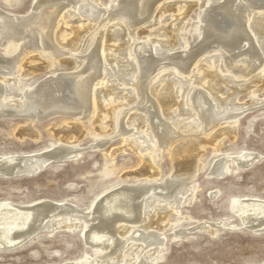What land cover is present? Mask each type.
Segmentation results:
<instances>
[{"label": "bare ground", "instance_id": "1", "mask_svg": "<svg viewBox=\"0 0 264 264\" xmlns=\"http://www.w3.org/2000/svg\"><path fill=\"white\" fill-rule=\"evenodd\" d=\"M197 7L199 25L184 50L182 24ZM138 38L143 42L132 62L130 43ZM82 42L81 54L75 53ZM0 48V118L27 116L31 125L20 132L32 135L38 120L76 116V122L63 124L64 135L51 149L0 155V177L33 176L52 161L78 160V138L88 133L84 117L90 113L97 139L91 149H104L107 140L121 136L123 145L111 157L130 148L141 159L140 168L129 173L138 182L112 187L90 210L54 200L0 202V249L43 233L83 231L95 254L66 264H148L163 257L170 213L180 222L187 219L181 207L206 168L203 149L210 145L217 155L224 139L237 134L235 112L264 102L258 99L264 90V0H112L108 6L101 0H34L25 15L0 6ZM41 51L55 53L63 68H76L22 89L24 77L52 66L38 56ZM106 52L124 59H109ZM247 90L252 99L238 103ZM105 124L115 129L108 139L100 134ZM164 152L174 172L160 179ZM259 157L248 151L223 154L210 174L251 168ZM231 206L243 226L264 231L263 199L234 198ZM220 225L227 226L204 222L198 228L215 235Z\"/></svg>", "mask_w": 264, "mask_h": 264}, {"label": "rangeland", "instance_id": "2", "mask_svg": "<svg viewBox=\"0 0 264 264\" xmlns=\"http://www.w3.org/2000/svg\"><path fill=\"white\" fill-rule=\"evenodd\" d=\"M33 1L12 0L8 3L0 0V6L10 12L25 15L31 9ZM101 1L105 6L112 2V0ZM198 17L197 7L182 24L183 34L185 33L184 37H186L184 50L190 49L189 38L198 28ZM141 42H143L141 38H138L130 43L129 55L133 57L128 59L132 62L137 59L135 47ZM82 44L83 42L75 53L81 54ZM194 45L196 44L191 47ZM1 51L5 52L4 49ZM114 54L106 52L109 59L117 57L124 59L121 55ZM38 56L52 61V66L24 77L22 89L42 84L51 76L73 71L76 68L73 66L67 69L60 66L55 53L51 51H41ZM223 64L221 62L220 65L227 72ZM251 97V91L247 90L239 95L238 103L245 104L252 99ZM260 98L264 99V90L258 93V99ZM258 104L246 106L235 112L240 114L237 134L234 139H224L217 155L210 145L203 149L201 159L206 164V168L194 181L196 191L185 198L181 207L180 215L187 219L180 222L175 212L170 213L169 219L172 224L165 229L166 232L164 231L166 235L164 256L155 261L152 259L148 264H264V231L257 232L251 225L243 226L241 218L231 206L234 198L258 197L264 200V102H261L262 105ZM115 111L117 113L120 109ZM66 116L69 117L65 118ZM75 118V115H56L38 120L32 125L34 127H32L34 129L32 135H22L20 132L31 125L27 116L8 115L0 118V155L43 153L63 137L64 134L61 133L64 130L63 124L74 123ZM90 118H92L91 113L84 117V125L88 133L78 138L83 152L78 160L52 161L50 166L33 176L0 177V202L31 204L40 200H54L73 202L90 210L94 203L112 187L124 182H138L139 179L135 175H129L141 165V159L135 151L126 148L111 157L112 151L123 145L121 136L107 140L108 145L104 149L90 148L97 140ZM115 120H118L117 114ZM223 122L226 125V121ZM223 124L221 127L224 126ZM100 134L104 135V139H108L115 134V129L105 124ZM70 139L74 140L72 136ZM242 151L260 155L251 168L239 169L235 173L225 175V178L210 174L214 160L222 158L223 154L234 156ZM163 155L160 179H166L174 172L171 157L167 152ZM190 198H192L191 202H189ZM221 221H225L227 226L220 225L215 235L209 230L198 228L200 223L219 224ZM179 231L183 234H178ZM133 245L126 252L130 253ZM94 251L85 243L83 231L60 232L54 235L43 233L14 249H0V264H66V261L81 259L85 253L94 255ZM126 264H136V261ZM142 264H147V260Z\"/></svg>", "mask_w": 264, "mask_h": 264}]
</instances>
